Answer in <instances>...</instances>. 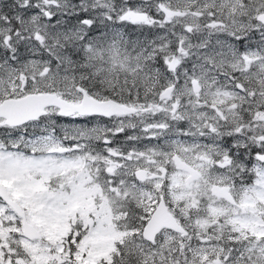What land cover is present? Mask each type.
Segmentation results:
<instances>
[{
    "label": "snow or ice",
    "instance_id": "snow-or-ice-1",
    "mask_svg": "<svg viewBox=\"0 0 264 264\" xmlns=\"http://www.w3.org/2000/svg\"><path fill=\"white\" fill-rule=\"evenodd\" d=\"M0 264H264V0H0Z\"/></svg>",
    "mask_w": 264,
    "mask_h": 264
}]
</instances>
